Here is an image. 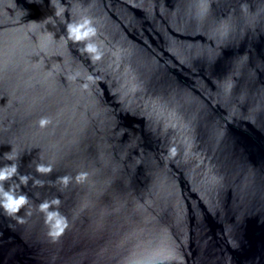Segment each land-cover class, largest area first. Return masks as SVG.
<instances>
[{"label": "water", "instance_id": "95a60500", "mask_svg": "<svg viewBox=\"0 0 264 264\" xmlns=\"http://www.w3.org/2000/svg\"><path fill=\"white\" fill-rule=\"evenodd\" d=\"M7 164L0 264H264V0H0Z\"/></svg>", "mask_w": 264, "mask_h": 264}, {"label": "clouds", "instance_id": "9594fccd", "mask_svg": "<svg viewBox=\"0 0 264 264\" xmlns=\"http://www.w3.org/2000/svg\"><path fill=\"white\" fill-rule=\"evenodd\" d=\"M93 29L88 26V21L85 19L82 23L79 24H69L68 25V35L73 40H81L93 33ZM87 50L90 52H95V46L92 44L87 45ZM48 118H41L39 121L40 125L43 126L47 124ZM7 155V154H6ZM11 159V157H8ZM39 171L46 170L43 166H38ZM17 171L15 164H7L3 167H0V182L10 178ZM21 180L26 182L27 177L22 176ZM26 201V196L20 195L16 196L13 191L5 190L3 184L0 183V207L5 208L9 212H15L18 208L23 205ZM43 207H47V204L43 205ZM49 220L53 221L52 227L54 230V234L63 229V219L59 217L57 212H49L48 213Z\"/></svg>", "mask_w": 264, "mask_h": 264}]
</instances>
